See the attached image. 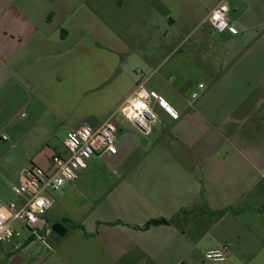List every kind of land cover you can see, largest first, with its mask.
Masks as SVG:
<instances>
[{"label":"crops","instance_id":"crops-1","mask_svg":"<svg viewBox=\"0 0 264 264\" xmlns=\"http://www.w3.org/2000/svg\"><path fill=\"white\" fill-rule=\"evenodd\" d=\"M222 2L241 31L197 34L202 47L171 69L176 109L151 104L153 141L115 121L118 153L91 158L54 191L50 222L68 230L55 246L60 264H264V0H0V130L18 135L53 129L62 118L55 94L88 69V56L102 78L104 54L133 52L148 22L164 18L186 32ZM162 62L158 51L148 57ZM181 210L178 227L170 220ZM221 246L232 249L229 261L205 259Z\"/></svg>","mask_w":264,"mask_h":264},{"label":"rangeland","instance_id":"rangeland-1","mask_svg":"<svg viewBox=\"0 0 264 264\" xmlns=\"http://www.w3.org/2000/svg\"><path fill=\"white\" fill-rule=\"evenodd\" d=\"M151 25L148 22V30L140 32L142 39L131 40L137 42L133 52L117 57L104 54L106 69L102 78L101 70L97 73L95 66L93 68L96 64L93 56H88V69L72 72L73 80L68 85L61 86L55 94V112L62 118H58L53 129L45 133L43 130H36L20 135L15 130L6 128L0 130V199L6 203L14 201L16 199L14 187L20 184L33 165L47 169L53 155L64 148L70 131L75 130L85 120L92 123L97 116L107 118L113 115L132 95L137 85H144L151 93V104L156 101L163 107L166 106L168 110L176 109L179 102L173 88L177 87V83L174 78L169 79L173 75L172 70H175L183 58L182 54L188 49L202 47L197 44L196 36L199 32L206 31L208 27L212 32L213 30L207 22L205 25L196 23L188 25L184 32L181 24H172L164 18L152 27ZM211 40L219 41L220 36L214 33ZM155 51H158L159 60L163 62L157 66H150L148 57ZM200 61L205 63L206 67H213L216 74L222 71L219 61L201 59ZM112 65L118 67L114 68ZM184 91H189V88H184ZM115 121L125 129H132L137 140L153 141V138H149L148 134L122 115H116ZM70 124L73 129H69ZM153 126L158 130L160 128V124L150 125L151 129ZM3 135L8 139L4 140ZM140 153L141 149L132 159L140 158ZM55 194L56 192L52 190L47 192V196L53 200ZM50 212L43 215V218L52 227L54 224L50 222ZM22 233L23 237L29 234L26 228L22 229ZM23 240L14 239L2 245L0 264H60L55 251L57 241L50 237L44 243L37 238L25 243Z\"/></svg>","mask_w":264,"mask_h":264},{"label":"built area","instance_id":"built-area-1","mask_svg":"<svg viewBox=\"0 0 264 264\" xmlns=\"http://www.w3.org/2000/svg\"><path fill=\"white\" fill-rule=\"evenodd\" d=\"M228 13V4L222 2L210 12L207 22L219 34L237 35L241 27L230 21ZM194 97L197 95L195 94ZM151 102V93L143 85H137L133 94L101 125L85 123L69 132L63 150L55 153L51 158L49 170L33 165L20 184L13 189L18 200L6 203L0 199V248L4 243L22 239L23 228L27 229L29 238L46 242L52 227L45 221L43 215L54 205L53 199L47 196V192L58 191L66 184L78 180L82 172L87 169L91 158L118 153L116 115H122L139 126L144 133H150L151 123L158 120ZM3 139L8 138L4 136ZM232 255L230 247L221 246L206 252L205 259L212 263H224L229 261Z\"/></svg>","mask_w":264,"mask_h":264},{"label":"water","instance_id":"water-1","mask_svg":"<svg viewBox=\"0 0 264 264\" xmlns=\"http://www.w3.org/2000/svg\"><path fill=\"white\" fill-rule=\"evenodd\" d=\"M166 220H155L154 223H164ZM67 228L62 223H56L52 226L50 237L54 241H59L67 233Z\"/></svg>","mask_w":264,"mask_h":264},{"label":"trees","instance_id":"trees-1","mask_svg":"<svg viewBox=\"0 0 264 264\" xmlns=\"http://www.w3.org/2000/svg\"><path fill=\"white\" fill-rule=\"evenodd\" d=\"M188 213L185 210H181L176 216H174L170 222L176 224L178 227H181V220L185 216V214ZM65 225L68 227V229H75V228H82L81 224L75 223V222H65ZM51 238V237H50ZM52 239V238H51ZM53 240V239H52Z\"/></svg>","mask_w":264,"mask_h":264}]
</instances>
